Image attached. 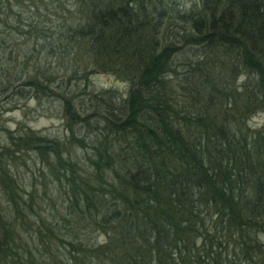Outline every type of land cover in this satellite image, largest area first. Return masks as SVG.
Here are the masks:
<instances>
[{
    "label": "trees",
    "instance_id": "obj_1",
    "mask_svg": "<svg viewBox=\"0 0 264 264\" xmlns=\"http://www.w3.org/2000/svg\"><path fill=\"white\" fill-rule=\"evenodd\" d=\"M258 114L264 0H0V264H264Z\"/></svg>",
    "mask_w": 264,
    "mask_h": 264
},
{
    "label": "rangeland",
    "instance_id": "obj_2",
    "mask_svg": "<svg viewBox=\"0 0 264 264\" xmlns=\"http://www.w3.org/2000/svg\"><path fill=\"white\" fill-rule=\"evenodd\" d=\"M91 87L95 89H112L118 92H122L125 89L123 83H119L114 78L108 75L94 74L90 77ZM52 106L47 107L41 105L40 107L35 102L23 104L21 109L18 111L6 113L2 116V123L14 130L16 126L27 127L33 131L39 132L43 135H52L64 133V120H61L59 115L54 111H51ZM49 110V111H48ZM260 122H264V115H255L250 123L253 126L258 125ZM7 127V128H8ZM8 128V129H9ZM259 242L264 244V233L258 237ZM238 264H249V262L238 263Z\"/></svg>",
    "mask_w": 264,
    "mask_h": 264
}]
</instances>
